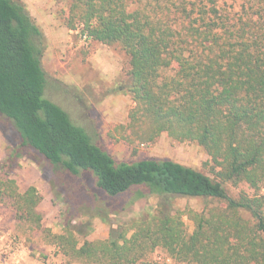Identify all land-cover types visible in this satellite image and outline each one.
I'll use <instances>...</instances> for the list:
<instances>
[{
  "label": "trees",
  "instance_id": "16d2710c",
  "mask_svg": "<svg viewBox=\"0 0 264 264\" xmlns=\"http://www.w3.org/2000/svg\"><path fill=\"white\" fill-rule=\"evenodd\" d=\"M222 1L70 0L63 13L68 29L129 56L135 106L127 129L136 139L167 133L197 142L215 163L214 179L172 159L117 161L46 96L42 29L24 2L0 0V129L12 146L0 163V202L69 263L155 264L151 256L162 249L179 264H264V0L243 13ZM34 155L72 177L93 172L107 196L142 187L165 200L154 214L123 225L103 216L111 224L105 240L81 243L69 223L53 234L42 224L37 188L21 192L12 178L20 159ZM227 183L255 193L234 198ZM167 197L210 205L170 210Z\"/></svg>",
  "mask_w": 264,
  "mask_h": 264
},
{
  "label": "rangeland",
  "instance_id": "374dc122",
  "mask_svg": "<svg viewBox=\"0 0 264 264\" xmlns=\"http://www.w3.org/2000/svg\"><path fill=\"white\" fill-rule=\"evenodd\" d=\"M21 1L27 5L44 35L46 96L63 107L98 145L117 161L172 159L217 179L215 163L197 142L176 141L167 133L146 142L136 139L132 130L127 129L129 113L135 106L127 89L130 58L119 46L88 41L79 30L68 29L63 13L69 10L70 0ZM253 1L223 0L222 3L232 13H243ZM11 148L0 129V163ZM33 158L20 159L12 178L21 192L34 186L43 197L38 211L42 214L44 227L53 234H62L69 223L77 230L81 243L109 238L111 224L119 226L154 214L163 199L142 187L110 197L98 188L93 172L72 177L63 170L54 169L38 155ZM224 186L234 198L241 193H255L245 183ZM259 194L264 196V188ZM166 200L170 201V210L201 212L210 205L203 199L167 197ZM103 216L108 217L110 225ZM184 222L188 233L192 234L193 221L185 216ZM12 240H15L16 245H12L17 250L15 264H77L69 263L60 248L47 242L40 232L19 224L9 202H0V247L7 246ZM151 261L179 264L162 249L154 251Z\"/></svg>",
  "mask_w": 264,
  "mask_h": 264
},
{
  "label": "built area",
  "instance_id": "2783aa9c",
  "mask_svg": "<svg viewBox=\"0 0 264 264\" xmlns=\"http://www.w3.org/2000/svg\"><path fill=\"white\" fill-rule=\"evenodd\" d=\"M12 243L16 245L15 240H12L7 246L0 247V264H15L17 250L14 249Z\"/></svg>",
  "mask_w": 264,
  "mask_h": 264
}]
</instances>
